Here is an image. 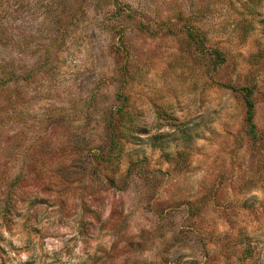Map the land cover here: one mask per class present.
<instances>
[{
  "label": "rangeland",
  "instance_id": "1",
  "mask_svg": "<svg viewBox=\"0 0 264 264\" xmlns=\"http://www.w3.org/2000/svg\"><path fill=\"white\" fill-rule=\"evenodd\" d=\"M0 264H264V0H0Z\"/></svg>",
  "mask_w": 264,
  "mask_h": 264
},
{
  "label": "trees",
  "instance_id": "2",
  "mask_svg": "<svg viewBox=\"0 0 264 264\" xmlns=\"http://www.w3.org/2000/svg\"><path fill=\"white\" fill-rule=\"evenodd\" d=\"M12 73L6 74V72L3 74V78H2V82H6L9 81V79H11L12 77ZM241 91V97L245 106V120L247 125L249 126L250 129H252L253 127V122H252V108H253V104L251 102L250 99V89L247 87H242L240 88ZM121 119H123L122 116H120L119 118V124H120V130L119 132H117V138L116 139H112L110 140V144L106 150V157H105V161L106 163H115L118 159L120 150H121V146H122V142H124L127 138V134L124 133L123 130V124L121 122Z\"/></svg>",
  "mask_w": 264,
  "mask_h": 264
}]
</instances>
